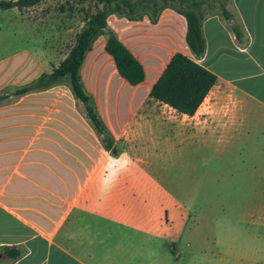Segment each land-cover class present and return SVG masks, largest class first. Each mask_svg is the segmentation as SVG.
<instances>
[{
  "label": "crops",
  "instance_id": "1",
  "mask_svg": "<svg viewBox=\"0 0 264 264\" xmlns=\"http://www.w3.org/2000/svg\"><path fill=\"white\" fill-rule=\"evenodd\" d=\"M45 2L0 8V96H9L0 102V252L22 253L7 264H264V0H230L231 22L207 16L202 57L187 43L186 17L172 7L157 22L108 17V30L145 73L138 85L121 76L106 50L107 34L95 40L81 67L84 90L116 153L105 149L87 118L45 119L47 90L14 96L56 68L23 81L28 62H39L43 53L28 51L29 30L44 22L27 14L58 3ZM178 54L217 77L194 115L151 97ZM165 145L170 179L194 174V189L203 190L222 185L226 176L230 185L259 192L245 200L251 229L204 247L196 227L169 215L167 201L157 196L167 191L149 161ZM121 153L133 161L125 171L123 161L113 159ZM111 173L119 180L101 195Z\"/></svg>",
  "mask_w": 264,
  "mask_h": 264
},
{
  "label": "trees",
  "instance_id": "2",
  "mask_svg": "<svg viewBox=\"0 0 264 264\" xmlns=\"http://www.w3.org/2000/svg\"><path fill=\"white\" fill-rule=\"evenodd\" d=\"M43 0H17L2 2L0 8L28 9L39 5ZM230 0H99L103 5L78 33L74 45L67 57L49 74L41 75L37 80L17 89L14 96H25L39 91L49 90L61 84H67L74 97L83 104L87 118L95 132L101 137L107 151L116 153L114 141L103 121L94 108L92 99L84 90L80 70L87 53L92 49L95 40L107 34V52L114 58L121 76L132 85H138L145 79L141 64L119 41L116 35L108 30L107 20L112 14L130 19L148 16L152 22H157L161 13L169 7L176 9L187 19V43L196 57H202L206 52V42L203 37L202 25L209 15H221L226 21L233 20L228 10ZM178 2L180 6L173 5ZM232 29L237 38L242 33L235 24ZM217 83V77L199 65L194 60L182 55H176L151 91V97L186 115H194L205 98ZM9 96H0V102ZM17 249L5 248L0 252V264H7L21 257Z\"/></svg>",
  "mask_w": 264,
  "mask_h": 264
},
{
  "label": "rangeland",
  "instance_id": "3",
  "mask_svg": "<svg viewBox=\"0 0 264 264\" xmlns=\"http://www.w3.org/2000/svg\"><path fill=\"white\" fill-rule=\"evenodd\" d=\"M51 1L55 0H46L50 3ZM57 1L54 9L44 7L40 12L32 11L27 14L28 19L38 17L44 22V25L29 30L28 51L35 53L43 49V53L39 62H28V72L23 81H29L41 73H49L57 67L68 55L76 36L88 19L103 8L99 0ZM173 5L180 6L178 2ZM41 43L43 48L39 47ZM7 91L13 92L14 89ZM43 94L45 119L87 118L83 104L74 97L67 84L55 86ZM260 127L264 129V125ZM149 161L155 171V177L167 191L159 192L157 196L167 201L168 214L183 218L182 222L186 221L188 229L196 227L194 230L201 233L204 247L215 245L218 237L232 236L231 234L251 229L249 219L245 218V210L248 209L245 200L248 195L258 196L259 192H249L242 186L230 185L226 176L223 177L225 180L222 185H205L203 190L194 189V174L182 179L179 176H171L170 179L167 176V145L159 149ZM168 201L176 207H171ZM252 209L255 211L257 208Z\"/></svg>",
  "mask_w": 264,
  "mask_h": 264
},
{
  "label": "clouds",
  "instance_id": "4",
  "mask_svg": "<svg viewBox=\"0 0 264 264\" xmlns=\"http://www.w3.org/2000/svg\"><path fill=\"white\" fill-rule=\"evenodd\" d=\"M113 159H118V160L123 161L124 171L127 170L129 166L133 163L132 158L128 156L127 153H121L117 155L116 157H113ZM119 177H120V174L111 173L105 181V189H104V192L101 193V195L111 191V189L115 187L116 183L118 182Z\"/></svg>",
  "mask_w": 264,
  "mask_h": 264
}]
</instances>
